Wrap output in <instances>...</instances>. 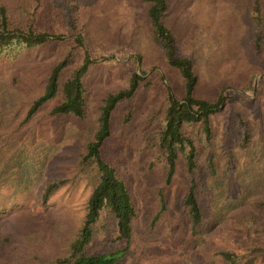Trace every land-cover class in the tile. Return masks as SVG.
<instances>
[{
    "label": "trees",
    "instance_id": "16d2710c",
    "mask_svg": "<svg viewBox=\"0 0 264 264\" xmlns=\"http://www.w3.org/2000/svg\"><path fill=\"white\" fill-rule=\"evenodd\" d=\"M138 1L144 6L155 51L128 56L130 51L112 50L97 31L111 22L107 0H0L1 66H12L20 56L47 45L57 54L45 73L42 89L27 108L25 121L50 104L49 115L73 117L83 124L88 112L85 77L98 59L103 60L102 65L120 66L128 78L127 85L109 90L102 98L96 128L81 141L68 176L51 178L43 185L42 204L63 189L87 191L60 251L47 264L134 263L136 201L118 158L108 153L119 105H124L122 121L126 123L138 114L135 98L142 92L151 93L137 132L139 144L152 152V162L162 164L166 183L174 179L179 163L185 166L182 201L191 237L206 230L214 217L203 196L199 171L216 181L221 172L231 177L235 166L230 148L222 159L214 149L215 115L229 106L226 135L237 132L241 146L251 141L252 125L238 104H253L264 97V77L253 97L244 92L253 90L257 72L264 73V0H246L242 8L249 39L241 72L219 79L205 93L199 91L201 77L192 54L199 19L184 25L171 0ZM187 1L203 8L210 0ZM110 52L120 60L114 55L104 58ZM6 139L0 136V154L8 144ZM16 200L1 201L0 213L10 210ZM256 204L264 208V198ZM160 213L152 216L150 225ZM239 224L231 238L232 247L217 251L222 264H253L256 260L264 264V223L249 213Z\"/></svg>",
    "mask_w": 264,
    "mask_h": 264
},
{
    "label": "rangeland",
    "instance_id": "374dc122",
    "mask_svg": "<svg viewBox=\"0 0 264 264\" xmlns=\"http://www.w3.org/2000/svg\"><path fill=\"white\" fill-rule=\"evenodd\" d=\"M171 1L184 25L199 19V32L192 44L201 77L199 91L205 93L219 79L239 74L249 39L242 17L246 0H210L203 8L187 0ZM105 7L111 22L97 31L112 50L130 51L128 56L136 51H155L140 1L107 0ZM111 55L118 58L114 52L104 58ZM56 56L47 45L30 50L12 66L0 65V136L8 140L0 154V202L17 199L10 210L0 213V264H47L60 251L87 191L81 187L63 189L42 204L43 185L51 178L68 176L81 141L96 128L102 98L109 90L127 85V75L120 66L102 65L99 62L103 60L98 59L85 77L88 112L83 124L73 117L49 115L50 104L25 121L27 108L42 89L45 73ZM260 73L264 74L257 72L255 77ZM245 92L255 95L254 88ZM150 97V92H142L135 98L138 114L126 123L122 121L124 105H119L108 147V153L118 158L136 201L133 264H222L217 251L232 247L231 238L241 217L253 213L264 223V208L256 204L264 198V97L253 104H238L253 128L246 146L240 145L237 132L226 135L229 106L224 105L213 119L214 149L222 159L230 148L235 166L231 177L221 172L216 181L199 171L203 196L214 217L195 237L190 236L182 201L185 166L179 163L174 179L166 183L162 164L152 162V152L139 144L137 132ZM160 210L159 218L150 225ZM261 263L256 260L253 264Z\"/></svg>",
    "mask_w": 264,
    "mask_h": 264
},
{
    "label": "water",
    "instance_id": "95a60500",
    "mask_svg": "<svg viewBox=\"0 0 264 264\" xmlns=\"http://www.w3.org/2000/svg\"><path fill=\"white\" fill-rule=\"evenodd\" d=\"M262 76H264V74L260 73V74H258V75L255 77V79H254V89H255V87H256V85H257L258 80H259L260 77H262ZM244 92H245V91H244ZM245 93L248 94L247 92H245Z\"/></svg>",
    "mask_w": 264,
    "mask_h": 264
}]
</instances>
